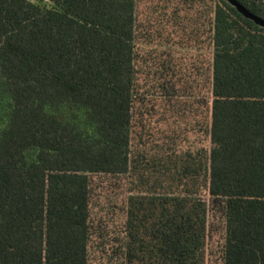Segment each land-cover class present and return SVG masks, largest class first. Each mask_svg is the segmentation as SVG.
Returning <instances> with one entry per match:
<instances>
[{"label":"trees","instance_id":"16d2710c","mask_svg":"<svg viewBox=\"0 0 264 264\" xmlns=\"http://www.w3.org/2000/svg\"><path fill=\"white\" fill-rule=\"evenodd\" d=\"M0 264H264V28L0 0Z\"/></svg>","mask_w":264,"mask_h":264},{"label":"water","instance_id":"95a60500","mask_svg":"<svg viewBox=\"0 0 264 264\" xmlns=\"http://www.w3.org/2000/svg\"><path fill=\"white\" fill-rule=\"evenodd\" d=\"M231 5L236 7V9L246 18L253 20L257 25L264 28V18L250 12L246 7H244L238 0H227Z\"/></svg>","mask_w":264,"mask_h":264},{"label":"rangeland","instance_id":"374dc122","mask_svg":"<svg viewBox=\"0 0 264 264\" xmlns=\"http://www.w3.org/2000/svg\"><path fill=\"white\" fill-rule=\"evenodd\" d=\"M29 1H32V2H36V0H29ZM204 198L207 199V197L204 195ZM214 221V220H213ZM217 222V220L215 221V223Z\"/></svg>","mask_w":264,"mask_h":264}]
</instances>
